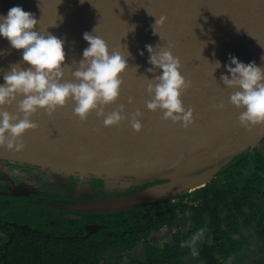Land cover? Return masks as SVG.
Returning <instances> with one entry per match:
<instances>
[{"label": "water", "instance_id": "95a60500", "mask_svg": "<svg viewBox=\"0 0 264 264\" xmlns=\"http://www.w3.org/2000/svg\"><path fill=\"white\" fill-rule=\"evenodd\" d=\"M166 0H158L150 14L136 11L132 6L126 15L122 0H114L103 13L97 0H0V14H6L14 5L35 14L37 29L48 31L65 39V80L78 67L77 61L88 46L83 39L85 31L102 37L109 50H120L128 57V69L118 100L105 109V114L125 105V116L118 125L105 127L103 118L91 112L86 121L73 113V103L52 116L42 110L31 118L38 124L22 137L29 142L22 152L0 147V159L39 165L71 174L100 177L131 178L139 185L153 184L133 193L95 202H70L66 207L78 211H119L134 207L171 201L181 192L202 185L212 178L222 160L255 147L264 135V124L245 129L239 124V109L229 103L234 89L220 80L226 73L223 66L229 54L247 63H262L264 55V0H184L173 13ZM142 8V7H141ZM165 16L166 23L153 34L156 18ZM135 25L134 31H129ZM127 33V34H126ZM146 44L154 48H171L181 61V72L191 86L182 94L185 108L194 110L195 123L183 128L179 123L165 121L162 112L149 111L146 101L147 78L153 73L147 69L149 53ZM127 46V49L125 47ZM262 45V46H261ZM0 83L3 72L21 59L22 50L11 49L8 41L0 37ZM143 50L141 56L139 52ZM216 60L221 67L215 69ZM139 67H136V66ZM162 69H157L159 75ZM227 74V73H226ZM230 75V74H229ZM132 103H128V98ZM19 99V98H18ZM223 102L224 108L215 106ZM140 109L138 117L142 130L131 128L132 114ZM16 112V105L8 107ZM37 143V145L34 144ZM40 145L50 146L60 154H46L34 150ZM48 166V167H46ZM208 167L206 172L190 174L192 170ZM99 226H90L89 232Z\"/></svg>", "mask_w": 264, "mask_h": 264}, {"label": "clouds", "instance_id": "9594fccd", "mask_svg": "<svg viewBox=\"0 0 264 264\" xmlns=\"http://www.w3.org/2000/svg\"><path fill=\"white\" fill-rule=\"evenodd\" d=\"M166 19L165 16L156 18L152 25L153 34L160 35L158 29L164 26ZM38 24L35 14L20 5L0 14V37L8 41L11 49L22 50L21 59L3 72V83H0V147L17 153L26 147L22 139L24 134L38 128L31 119L33 115L42 110L52 116L69 101L74 105V115L81 121H86L93 111L97 118H103L105 127L118 125L125 119L122 115L125 105L120 104L107 114L105 109L120 96L121 77L128 69V57L131 56L127 46V55L120 50L110 51L102 37L93 35L95 29L85 31L83 39L88 46L77 61L78 67L71 73L73 79L65 80V39L40 31ZM134 29L135 25H132L129 31ZM157 47L145 45L149 53L148 63L152 66L147 71L154 74L151 79L147 78V93L151 99L146 101V108L152 112L159 110L165 121L188 128L195 123L194 110L185 108L181 97L191 82L182 75L181 61L173 55L171 48L159 46L157 51ZM4 54V50H0V56ZM139 54L142 56L143 50ZM261 61L259 65L254 60L245 63L229 54L228 62L223 65L227 74L221 73L220 76L224 86L234 89L229 103L241 110L238 121L245 129L264 124V55ZM213 64L214 71L221 67L219 60ZM157 69H162L159 75L155 74ZM132 102L129 97L128 103ZM13 104L16 105L15 113L7 110ZM215 107L222 110L224 104L221 102ZM141 115L140 109L132 114L130 123L135 132L142 130L138 119ZM205 231V228L198 229L190 239L181 242V247L188 246L192 256H198L196 241Z\"/></svg>", "mask_w": 264, "mask_h": 264}, {"label": "trees", "instance_id": "16d2710c", "mask_svg": "<svg viewBox=\"0 0 264 264\" xmlns=\"http://www.w3.org/2000/svg\"><path fill=\"white\" fill-rule=\"evenodd\" d=\"M249 164L250 150L234 154L217 164L212 175L213 181L218 178L228 180ZM59 179L66 180L60 188L50 185V190H35L30 193L15 194L7 189V185L4 186V190L0 192V210L4 212V217L1 218L2 229L15 233L5 248L0 247V264H99V260L107 257L117 246L124 250L132 249L151 232L170 226L175 219L177 205L170 201L119 211L75 212L63 209L61 204L71 200L95 202L105 196L95 199L96 187L93 185L83 191L79 188L78 194L72 193L74 185L77 187L78 179L72 175H54L55 181ZM151 185L153 184L136 186L118 196ZM199 193L208 202L211 198L216 202H224L231 197L234 203L242 204L235 191L229 188L203 187L199 189ZM241 195L240 200L244 202L248 190L244 189ZM72 214H77L79 218L71 217ZM260 214L264 215L262 209ZM210 215L213 217L212 239L209 244L198 248V258L202 260V264H224L223 261L240 248L241 242L231 240L221 233L220 219L214 209ZM87 224H97L99 229L89 234L85 230ZM185 240H188L187 236L177 239L165 254L157 249L149 251L145 263L135 264H182L175 256L189 251L188 246L181 247V242ZM4 252L6 254L2 256Z\"/></svg>", "mask_w": 264, "mask_h": 264}, {"label": "rangeland", "instance_id": "374dc122", "mask_svg": "<svg viewBox=\"0 0 264 264\" xmlns=\"http://www.w3.org/2000/svg\"><path fill=\"white\" fill-rule=\"evenodd\" d=\"M29 145V142H24ZM35 145L37 143L34 142ZM34 150L46 154H60V152L50 146L40 145ZM16 162V161H13ZM31 173L40 175L38 182L46 187H61L66 180H54V175H72L78 179L77 187L74 185L72 193L78 194V189L86 190L89 185L97 186V180L102 181L105 191L124 192L138 186L139 182L131 178L120 177H100L95 175L71 174L54 169L40 168L39 165H28ZM48 167V166H46ZM208 167L195 169L190 174H200L206 172ZM24 169V168H23ZM35 170V171H33ZM16 174V169H9L8 165L0 162V181L10 178ZM26 173V172H23ZM21 173V174H23ZM27 174V173H26ZM22 178L24 176H21ZM34 181L37 184V175L34 174ZM203 187H214L217 189L234 190L237 198L241 199V193L244 189L248 190V195L244 202L239 199L236 204L233 198L229 197L224 202H216L210 199L209 202L200 197L199 189ZM241 195V196H240ZM177 205L175 209V219L170 226L151 232L146 238L139 241L131 250L115 248L107 258L99 260V264H135V262L145 263L149 251L158 250L165 252L173 247L175 241L187 236L188 239L200 228H205L203 236L196 241V247L203 244H209L212 239L211 210H215L217 217L220 219L219 227L223 235L228 236L231 240L241 242L240 248L233 252L224 264H264V215H261V209L264 212V135L258 140L254 148L250 150V164L240 173H235L228 180L219 179L213 181V178L205 181L202 185L187 189L181 192L176 198L170 201ZM238 209H237V207ZM242 238V239H241ZM169 251V250H168ZM175 256V255H174ZM176 258L182 264H202L198 256L193 257L191 250L186 253L176 255ZM220 259V258H219ZM221 260V259H220Z\"/></svg>", "mask_w": 264, "mask_h": 264}, {"label": "flooded vegetation", "instance_id": "af4514ba", "mask_svg": "<svg viewBox=\"0 0 264 264\" xmlns=\"http://www.w3.org/2000/svg\"><path fill=\"white\" fill-rule=\"evenodd\" d=\"M0 162L6 163L8 165V167H9V169L10 168L11 169H16V174L14 173L10 178L4 179L3 182L0 181V192L4 190V186H6V185H7V189L11 190V192L15 193V194H20L22 192L30 193V192L35 191V190H38V191H43V190H48V189L50 190L49 187L40 185V183L38 182V179H39L40 175H38L35 170H33L35 172L31 173V176H29L28 171H31V170H29L28 168H30V166L24 165V164H19L18 162L8 161L6 159H0ZM23 172H26L27 174L23 173ZM21 173H23V174H21ZM34 174L37 175V184L33 180L34 179V177H33ZM21 176H24V177L22 178ZM0 177H1V175H0ZM91 191H92V189H91ZM120 194H121V192L117 193V192H109V191L107 192V191H105L104 187L102 186V181L101 180H97V186L95 188V194H94V196H96L95 199L99 198L101 196L102 197L105 196V198L104 199H99V200H96V201H101V200H106V199H110V198L119 197L118 195H120ZM72 201L73 200H71V202ZM74 202H76V201H74ZM77 202H92V201H79L78 200ZM68 203H70V202H67L66 204L65 203L61 204V207L63 209L72 210V211H75V212L78 211V210H74V209H70V208L66 207V205ZM78 212H80V211H78ZM3 214H4V212H1V210H0V247L5 248L8 245V243H10L11 239L14 237V233L15 232L14 231H5L4 229H2V225L3 224H2L1 218L4 217ZM71 217L79 218V216L77 214H72ZM95 225H97V224H87V225H85V230L87 231V233L93 234L94 232H96L97 230H95L93 232H89L87 230L88 227L95 226ZM97 226H99V225H97ZM116 248H119V247L117 246ZM125 250H131V249H125ZM112 251H114V250L112 249ZM114 252H116V251H114ZM5 254L6 253L4 252L2 254V256H4ZM107 257H108V255H107ZM107 257H105V258H107Z\"/></svg>", "mask_w": 264, "mask_h": 264}, {"label": "bare ground", "instance_id": "6f19581e", "mask_svg": "<svg viewBox=\"0 0 264 264\" xmlns=\"http://www.w3.org/2000/svg\"><path fill=\"white\" fill-rule=\"evenodd\" d=\"M68 1V0H63ZM114 0H97L99 3L102 12L105 13L110 4ZM169 9L174 13L177 8L182 4L184 0H166ZM216 5H219L221 0H213ZM158 2V0H122V9L124 14L126 15L131 10L132 6H136V11L141 10V13L146 12L147 14L150 13L154 7V5ZM142 7V8H141Z\"/></svg>", "mask_w": 264, "mask_h": 264}]
</instances>
